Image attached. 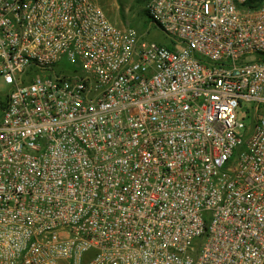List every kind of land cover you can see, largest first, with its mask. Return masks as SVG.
<instances>
[{
	"label": "built area",
	"instance_id": "obj_1",
	"mask_svg": "<svg viewBox=\"0 0 264 264\" xmlns=\"http://www.w3.org/2000/svg\"><path fill=\"white\" fill-rule=\"evenodd\" d=\"M145 12L0 0V264H264V0Z\"/></svg>",
	"mask_w": 264,
	"mask_h": 264
},
{
	"label": "rangeland",
	"instance_id": "obj_2",
	"mask_svg": "<svg viewBox=\"0 0 264 264\" xmlns=\"http://www.w3.org/2000/svg\"><path fill=\"white\" fill-rule=\"evenodd\" d=\"M109 20L117 27L129 26L142 40L158 45L172 47V41L148 18L145 13L147 0H95ZM59 68L71 69L69 64H60ZM39 76V72L31 77ZM9 88L0 81V108L5 106ZM0 109V117H1Z\"/></svg>",
	"mask_w": 264,
	"mask_h": 264
},
{
	"label": "trees",
	"instance_id": "obj_3",
	"mask_svg": "<svg viewBox=\"0 0 264 264\" xmlns=\"http://www.w3.org/2000/svg\"><path fill=\"white\" fill-rule=\"evenodd\" d=\"M146 13V12H145ZM3 108H4V106L2 107V108H0L1 109V111L3 110Z\"/></svg>",
	"mask_w": 264,
	"mask_h": 264
}]
</instances>
